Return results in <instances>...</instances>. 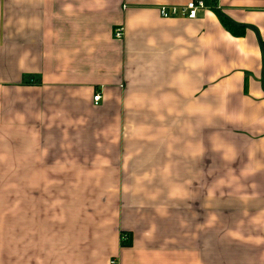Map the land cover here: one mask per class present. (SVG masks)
<instances>
[{
  "label": "crops",
  "instance_id": "crops-1",
  "mask_svg": "<svg viewBox=\"0 0 264 264\" xmlns=\"http://www.w3.org/2000/svg\"><path fill=\"white\" fill-rule=\"evenodd\" d=\"M189 1L0 0V264H264V0Z\"/></svg>",
  "mask_w": 264,
  "mask_h": 264
},
{
  "label": "built area",
  "instance_id": "built-area-1",
  "mask_svg": "<svg viewBox=\"0 0 264 264\" xmlns=\"http://www.w3.org/2000/svg\"><path fill=\"white\" fill-rule=\"evenodd\" d=\"M204 3L202 0H191L187 2L185 5L176 7V6H160L158 7V14L163 19L168 18H185V19H194L198 11L204 9ZM122 28H116L112 36L116 39H120L122 37ZM100 99L99 94H95L92 97L93 104H96L97 101ZM125 238L122 236L120 237V242L123 243Z\"/></svg>",
  "mask_w": 264,
  "mask_h": 264
},
{
  "label": "trees",
  "instance_id": "trees-1",
  "mask_svg": "<svg viewBox=\"0 0 264 264\" xmlns=\"http://www.w3.org/2000/svg\"><path fill=\"white\" fill-rule=\"evenodd\" d=\"M220 21L222 22V25H224L226 28H230L231 24L224 18H222V16H220ZM231 29V28H230Z\"/></svg>",
  "mask_w": 264,
  "mask_h": 264
}]
</instances>
